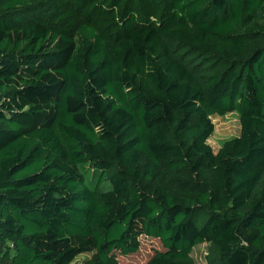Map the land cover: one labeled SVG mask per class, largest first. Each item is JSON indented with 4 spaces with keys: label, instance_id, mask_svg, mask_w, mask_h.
<instances>
[{
    "label": "trees",
    "instance_id": "trees-1",
    "mask_svg": "<svg viewBox=\"0 0 264 264\" xmlns=\"http://www.w3.org/2000/svg\"><path fill=\"white\" fill-rule=\"evenodd\" d=\"M141 235L143 264H264V0H0V264Z\"/></svg>",
    "mask_w": 264,
    "mask_h": 264
},
{
    "label": "rangeland",
    "instance_id": "rangeland-1",
    "mask_svg": "<svg viewBox=\"0 0 264 264\" xmlns=\"http://www.w3.org/2000/svg\"><path fill=\"white\" fill-rule=\"evenodd\" d=\"M77 14L80 15V8L75 7ZM211 120L214 123V130L208 138V143L216 151L220 145L227 139L236 137L240 133L239 113L236 110L228 111L222 115L212 114ZM86 171V170H85ZM87 175H91V169L87 170ZM89 180H87L88 182ZM111 187L109 180H104L101 190H107ZM140 245L137 251L129 254H121L114 251L117 264H143L157 250H163V246L156 238L141 235L139 237ZM91 253H82L76 257V260L82 261L89 257ZM191 257L194 264H209L215 258V249L209 243L203 242L196 245L191 251Z\"/></svg>",
    "mask_w": 264,
    "mask_h": 264
}]
</instances>
